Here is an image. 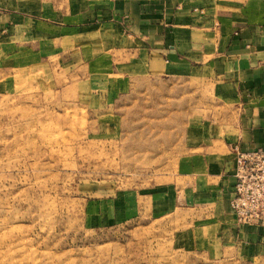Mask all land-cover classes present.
Listing matches in <instances>:
<instances>
[{"label":"rangeland","instance_id":"rangeland-1","mask_svg":"<svg viewBox=\"0 0 264 264\" xmlns=\"http://www.w3.org/2000/svg\"><path fill=\"white\" fill-rule=\"evenodd\" d=\"M92 3L0 0V264H264L222 254L225 224L186 201L229 110L131 76L108 27L73 20Z\"/></svg>","mask_w":264,"mask_h":264},{"label":"crops","instance_id":"crops-1","mask_svg":"<svg viewBox=\"0 0 264 264\" xmlns=\"http://www.w3.org/2000/svg\"><path fill=\"white\" fill-rule=\"evenodd\" d=\"M71 12L77 24L108 27L114 38L108 57L128 66L142 83L169 78L171 88L161 83L167 93L190 95L196 91L191 83L199 82L212 101L229 110L219 125L203 122L202 178L186 201L225 224L222 254L263 251L264 228L239 225L230 201L232 147L264 151V10L238 0H93ZM3 17L0 10V22ZM158 197H152L156 205Z\"/></svg>","mask_w":264,"mask_h":264},{"label":"built area","instance_id":"built-area-1","mask_svg":"<svg viewBox=\"0 0 264 264\" xmlns=\"http://www.w3.org/2000/svg\"><path fill=\"white\" fill-rule=\"evenodd\" d=\"M235 161L230 209L239 225L264 228V151L232 147Z\"/></svg>","mask_w":264,"mask_h":264}]
</instances>
